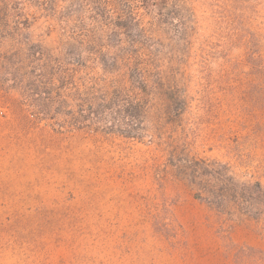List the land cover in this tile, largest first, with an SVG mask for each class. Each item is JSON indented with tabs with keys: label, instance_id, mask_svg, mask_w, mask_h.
Returning a JSON list of instances; mask_svg holds the SVG:
<instances>
[{
	"label": "rangeland",
	"instance_id": "374dc122",
	"mask_svg": "<svg viewBox=\"0 0 264 264\" xmlns=\"http://www.w3.org/2000/svg\"><path fill=\"white\" fill-rule=\"evenodd\" d=\"M134 1L0 0V264H264V215L218 212L206 184L264 188V0H187L184 34L141 7L174 82L139 119L71 99L59 121L86 119L60 127L59 107L34 101L38 52L49 64L68 28L97 35L105 9L108 31ZM87 73L103 79L80 91L112 86L100 66Z\"/></svg>",
	"mask_w": 264,
	"mask_h": 264
},
{
	"label": "trees",
	"instance_id": "16d2710c",
	"mask_svg": "<svg viewBox=\"0 0 264 264\" xmlns=\"http://www.w3.org/2000/svg\"><path fill=\"white\" fill-rule=\"evenodd\" d=\"M148 4L156 10L151 13L152 22L171 23L181 34L187 32L195 22L193 7L187 0H135L132 4L125 2L117 7V20L111 23L108 31H104V26L107 25L106 17L103 16L105 9L97 17L104 18L97 35L87 33L78 36L73 29L68 28L66 41L61 40V50L56 54L49 50V64L40 62L43 53L38 52L41 58H37L39 64L34 68L33 74L36 71H40V74L37 79L34 77L30 87L39 97L34 101L40 107L49 105V110L51 105L59 107L56 115L49 114V121H59L71 99L92 106L99 97L102 101L109 99L108 104L103 103L104 105L93 110L99 115L112 110L111 104H115L118 105L116 113L136 120L144 115L146 103L152 93L157 88H164L166 83L174 82L164 77L157 68L156 49L151 46L152 37L149 33L153 23L146 26L137 15L141 7ZM63 30L66 32V29ZM104 43L108 44L104 46ZM95 66H100L103 72L112 76V86L110 89L102 87L96 92L80 91L79 85L86 87L88 82L102 81L101 76H90L87 73ZM73 117L74 115L70 120L59 121L58 126L64 127L69 123L71 127H76L86 119L84 116ZM206 178L211 202L218 212L222 208L229 209L236 205L241 212L253 219H262L264 188L259 182L235 183L233 178L224 181L213 174H207Z\"/></svg>",
	"mask_w": 264,
	"mask_h": 264
}]
</instances>
